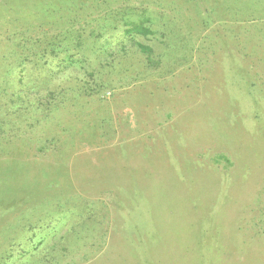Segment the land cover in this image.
Returning a JSON list of instances; mask_svg holds the SVG:
<instances>
[{"label": "rangeland", "instance_id": "374dc122", "mask_svg": "<svg viewBox=\"0 0 264 264\" xmlns=\"http://www.w3.org/2000/svg\"><path fill=\"white\" fill-rule=\"evenodd\" d=\"M0 264H264V0H0Z\"/></svg>", "mask_w": 264, "mask_h": 264}]
</instances>
